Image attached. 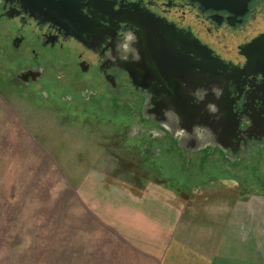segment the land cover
I'll return each instance as SVG.
<instances>
[{
  "label": "flooded vegetation",
  "instance_id": "1",
  "mask_svg": "<svg viewBox=\"0 0 264 264\" xmlns=\"http://www.w3.org/2000/svg\"><path fill=\"white\" fill-rule=\"evenodd\" d=\"M58 16L49 20L48 12L30 11L20 0H0L2 92L51 88L68 102L79 94L87 103L110 94L114 112L135 111L157 129L163 113L175 109L189 133L194 124L214 133L201 144L177 142L160 129L183 168L212 159L232 167L263 160L264 0L249 2L243 15L194 0H81L79 10ZM128 28L139 36L141 58L110 60ZM258 37L262 42L250 45ZM213 85L222 89L220 99ZM197 88L209 90L200 103L190 94ZM209 101L218 114L207 111Z\"/></svg>",
  "mask_w": 264,
  "mask_h": 264
},
{
  "label": "rangeland",
  "instance_id": "2",
  "mask_svg": "<svg viewBox=\"0 0 264 264\" xmlns=\"http://www.w3.org/2000/svg\"><path fill=\"white\" fill-rule=\"evenodd\" d=\"M48 89L47 94H6L0 85V171L52 173L59 185L74 190L101 182L100 177L126 188L165 186L195 228L216 218L227 224L236 220L264 224V157L248 167L212 159L204 167L196 163L183 168L169 154L166 134L161 131V136L152 137L154 127L143 123L135 111L114 112L110 94L97 95L89 103L78 94L76 101L68 102L66 94ZM40 182L41 189L50 187L46 179ZM91 186L90 190L102 192ZM34 197L38 200L30 203L35 206L57 195ZM142 204V209L151 204L148 212L155 213L152 198ZM135 205L138 202H132L134 214L142 220L137 226H143L146 212H138ZM157 214L159 219L164 216L159 209Z\"/></svg>",
  "mask_w": 264,
  "mask_h": 264
},
{
  "label": "crops",
  "instance_id": "3",
  "mask_svg": "<svg viewBox=\"0 0 264 264\" xmlns=\"http://www.w3.org/2000/svg\"><path fill=\"white\" fill-rule=\"evenodd\" d=\"M100 178L74 190L52 173L0 171V264H264L263 222L216 218L195 228L170 188H126ZM41 179L59 186L41 189ZM94 184L101 193L89 189ZM51 192L57 197L31 205ZM151 198L154 214L151 204L142 209ZM132 202L147 224L137 226Z\"/></svg>",
  "mask_w": 264,
  "mask_h": 264
},
{
  "label": "clouds",
  "instance_id": "4",
  "mask_svg": "<svg viewBox=\"0 0 264 264\" xmlns=\"http://www.w3.org/2000/svg\"><path fill=\"white\" fill-rule=\"evenodd\" d=\"M138 42L139 36L137 33L132 28H128L125 33L122 34L121 39L117 41L115 54L109 53L108 58L114 61H127L130 58L138 61L141 58L139 52L136 50ZM208 91V89L197 88L192 90L190 94L194 97L196 103H200L205 100ZM211 92L217 99H220L222 96V89L217 85L212 86ZM205 108L212 115L219 113V106L214 101H209L205 105ZM163 116L164 119L161 121L159 129L152 128L150 130L152 137L161 136L163 133L160 129H163L164 131L171 133L177 142L196 140L198 143L203 144L206 142V138L214 135L209 126L201 124H194L191 133H189L187 129L180 126L181 117L175 109H168L163 113ZM173 116L175 117L174 121H172ZM217 118L219 117L217 116ZM173 124L176 126L173 127Z\"/></svg>",
  "mask_w": 264,
  "mask_h": 264
},
{
  "label": "water",
  "instance_id": "5",
  "mask_svg": "<svg viewBox=\"0 0 264 264\" xmlns=\"http://www.w3.org/2000/svg\"><path fill=\"white\" fill-rule=\"evenodd\" d=\"M24 6L33 12H48L49 20H57L58 15L67 11H77L81 0H20ZM200 2L207 9L223 10L234 15H243L248 10V4L252 0H194ZM262 37L256 38L250 45L262 42Z\"/></svg>",
  "mask_w": 264,
  "mask_h": 264
}]
</instances>
